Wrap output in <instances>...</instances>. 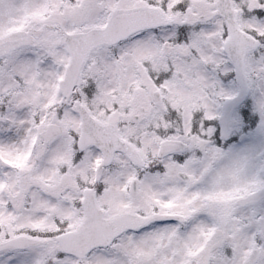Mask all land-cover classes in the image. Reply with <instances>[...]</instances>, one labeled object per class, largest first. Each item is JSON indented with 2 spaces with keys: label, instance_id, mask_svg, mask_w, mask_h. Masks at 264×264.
<instances>
[{
  "label": "snow or ice",
  "instance_id": "1",
  "mask_svg": "<svg viewBox=\"0 0 264 264\" xmlns=\"http://www.w3.org/2000/svg\"><path fill=\"white\" fill-rule=\"evenodd\" d=\"M0 264H264V0H0Z\"/></svg>",
  "mask_w": 264,
  "mask_h": 264
}]
</instances>
